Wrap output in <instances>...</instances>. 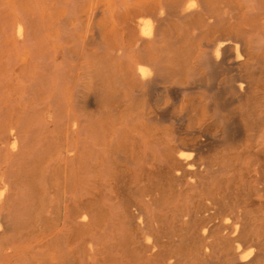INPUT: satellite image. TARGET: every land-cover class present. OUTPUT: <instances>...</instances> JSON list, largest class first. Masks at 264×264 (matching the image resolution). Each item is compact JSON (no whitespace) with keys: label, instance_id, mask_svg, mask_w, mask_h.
<instances>
[{"label":"bare ground","instance_id":"1","mask_svg":"<svg viewBox=\"0 0 264 264\" xmlns=\"http://www.w3.org/2000/svg\"><path fill=\"white\" fill-rule=\"evenodd\" d=\"M137 4L107 38L96 23L104 76L48 62L52 140L31 145L44 116L1 112L0 264H178L185 247L207 264L264 262L242 252L264 236L239 202L264 201V31L241 33L204 0ZM73 95L98 114L75 115ZM120 192L129 212L112 203Z\"/></svg>","mask_w":264,"mask_h":264},{"label":"rangeland","instance_id":"2","mask_svg":"<svg viewBox=\"0 0 264 264\" xmlns=\"http://www.w3.org/2000/svg\"><path fill=\"white\" fill-rule=\"evenodd\" d=\"M204 2L209 11L217 7L221 18H225L228 23L233 22L237 28L241 29L240 32L247 36L264 31V20L262 19L264 18V0H204ZM96 8L101 13L98 20L91 18ZM137 8V0H0V115L5 111L3 109L11 106L12 123L15 125L24 122L22 114L25 113V109L28 111L27 118L29 119L26 120V123L44 116L46 119L44 121L46 124L45 135L42 136L43 139L37 137L38 135L32 136L31 145L33 148L39 147L40 139L42 141L52 140L53 137L49 133L56 132L53 119H51L53 118L52 110L42 105L54 93L51 94L48 87L45 89L42 85L45 84L46 87L49 81L48 62L57 64L58 61L61 64L69 60L72 67L69 66L67 71L70 73L74 71L80 74L84 71L89 73V67L95 68L96 66L100 71L104 65L101 66L99 63L93 62V55L96 52L95 43H97L96 23L103 31L102 37L107 38L106 34L111 30L112 19L120 22L124 14L132 15ZM257 9L259 10L256 11ZM20 26L23 28L22 36L17 32ZM223 32H227V29H224ZM33 44H37L36 47ZM49 53H52L51 56ZM98 55H101L100 61H106L107 57L103 56L101 52H98ZM42 57L43 59L40 60ZM44 57L48 59L45 58L44 61ZM101 74L103 76L107 74L105 68ZM75 85L77 86V82ZM261 89V92L264 93V88ZM25 94V99H21ZM4 97L5 99L2 100ZM45 97L48 99L46 100ZM74 98L75 95L72 97L69 109L78 108L77 113L74 112L75 115L82 113L96 116L98 114V108L96 109L92 105L91 99H85V104L77 106ZM37 103L40 104V107ZM34 129L35 134L42 132L41 128H33L32 131ZM28 130L31 131L29 127L24 129L29 132ZM36 181H38V177ZM175 194L177 192H174ZM117 196L119 199L112 203H116L118 207L122 206L125 212H129L127 194L120 192ZM239 199L243 212L250 213L255 217V226L258 227V232L264 236V225L260 226V223L264 222V201L258 200L256 195L246 199L243 194H240ZM183 201V199L174 200L173 204L181 207L185 205ZM96 203H102L101 199L96 200ZM87 205L86 202L82 204L85 207ZM101 225L105 227L108 222L102 221ZM40 234L39 228L35 227L30 235L39 236ZM246 247L242 249L244 254L252 251L255 256L260 255L264 261V242L258 248ZM203 251V248H199L194 253L190 248H182V261L178 264H207L209 259L207 256H203ZM197 252L198 254L194 257L193 253ZM213 261V264H229L222 263L219 257ZM260 264H264V262Z\"/></svg>","mask_w":264,"mask_h":264}]
</instances>
